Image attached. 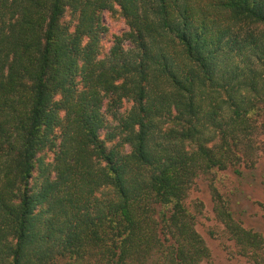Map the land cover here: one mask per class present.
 Returning <instances> with one entry per match:
<instances>
[{
    "label": "trees",
    "instance_id": "1",
    "mask_svg": "<svg viewBox=\"0 0 264 264\" xmlns=\"http://www.w3.org/2000/svg\"><path fill=\"white\" fill-rule=\"evenodd\" d=\"M263 135L264 0H0V264H202L190 192Z\"/></svg>",
    "mask_w": 264,
    "mask_h": 264
},
{
    "label": "rangeland",
    "instance_id": "2",
    "mask_svg": "<svg viewBox=\"0 0 264 264\" xmlns=\"http://www.w3.org/2000/svg\"><path fill=\"white\" fill-rule=\"evenodd\" d=\"M104 23L110 31L107 47L111 45L113 35H121L128 30L119 15L106 12ZM261 137L264 142V135ZM256 160L254 168L242 167V174L228 169L214 171L196 180L187 205L197 215V231L211 252V258L202 264H251L238 253L235 242L218 220L215 208L221 200L244 228L264 236V160L263 157Z\"/></svg>",
    "mask_w": 264,
    "mask_h": 264
}]
</instances>
